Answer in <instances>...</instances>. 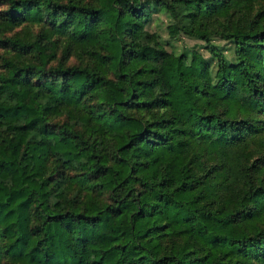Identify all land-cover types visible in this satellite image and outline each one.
I'll use <instances>...</instances> for the list:
<instances>
[{"label":"trees","instance_id":"obj_1","mask_svg":"<svg viewBox=\"0 0 264 264\" xmlns=\"http://www.w3.org/2000/svg\"><path fill=\"white\" fill-rule=\"evenodd\" d=\"M0 48V264H264V0H0Z\"/></svg>","mask_w":264,"mask_h":264},{"label":"rangeland","instance_id":"obj_2","mask_svg":"<svg viewBox=\"0 0 264 264\" xmlns=\"http://www.w3.org/2000/svg\"><path fill=\"white\" fill-rule=\"evenodd\" d=\"M159 31L161 32L163 38H165V39L170 38L169 35L167 34V31L164 29V25L161 28H159ZM175 43L177 46H181L183 44L189 45V46L202 44L198 41H194V40H191V39L186 38V37H181L179 40L175 41ZM3 53H4V50L0 48V70H1V61H2L1 56L3 55Z\"/></svg>","mask_w":264,"mask_h":264}]
</instances>
